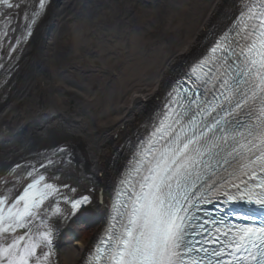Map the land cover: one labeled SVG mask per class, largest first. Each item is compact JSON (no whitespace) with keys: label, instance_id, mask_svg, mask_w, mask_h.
<instances>
[{"label":"snow or ice","instance_id":"1","mask_svg":"<svg viewBox=\"0 0 264 264\" xmlns=\"http://www.w3.org/2000/svg\"><path fill=\"white\" fill-rule=\"evenodd\" d=\"M44 7L39 0L33 19ZM217 51L218 64L209 59L194 69L197 79L221 90L216 102L190 101L185 108L173 101L178 107L153 126L119 181L114 215L89 264H264V4L252 0L232 43L218 44ZM224 102L229 107L221 115ZM43 180L41 175L18 197L0 193V264H49L51 231L30 230L44 200L58 191L51 183L38 187ZM212 194L225 197L228 206L211 221L219 226L210 238L196 241V229L210 222H199L197 202ZM90 204L86 195L74 199L69 215H85ZM231 220L244 223L233 226ZM18 229L28 231L17 235Z\"/></svg>","mask_w":264,"mask_h":264},{"label":"bare ground","instance_id":"2","mask_svg":"<svg viewBox=\"0 0 264 264\" xmlns=\"http://www.w3.org/2000/svg\"><path fill=\"white\" fill-rule=\"evenodd\" d=\"M233 2L56 0L0 105V163L36 145L64 141L81 171L108 191L120 146L148 119L172 73L206 49ZM138 22L144 24L139 34ZM104 205L90 213L88 229L68 225L61 264L82 262Z\"/></svg>","mask_w":264,"mask_h":264},{"label":"rangeland","instance_id":"3","mask_svg":"<svg viewBox=\"0 0 264 264\" xmlns=\"http://www.w3.org/2000/svg\"><path fill=\"white\" fill-rule=\"evenodd\" d=\"M158 9V8H157ZM153 10H156V9H153ZM144 24L142 25V23L141 22H138L136 25H135V28H136V32L139 34V33H141L142 32V30H144ZM143 28V29H142ZM106 187V186H105ZM93 213H94V210L92 211ZM89 218H91L92 219V216L91 215H89Z\"/></svg>","mask_w":264,"mask_h":264}]
</instances>
